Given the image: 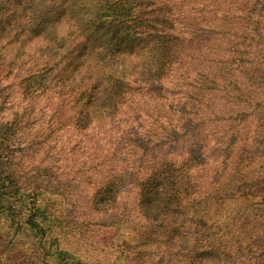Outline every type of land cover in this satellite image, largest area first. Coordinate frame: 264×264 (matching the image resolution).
I'll return each instance as SVG.
<instances>
[{
  "label": "rangeland",
  "instance_id": "1",
  "mask_svg": "<svg viewBox=\"0 0 264 264\" xmlns=\"http://www.w3.org/2000/svg\"><path fill=\"white\" fill-rule=\"evenodd\" d=\"M157 189L264 264V0H0V264H135Z\"/></svg>",
  "mask_w": 264,
  "mask_h": 264
},
{
  "label": "trees",
  "instance_id": "2",
  "mask_svg": "<svg viewBox=\"0 0 264 264\" xmlns=\"http://www.w3.org/2000/svg\"><path fill=\"white\" fill-rule=\"evenodd\" d=\"M154 194L155 199L145 203V208L149 211H160L156 213L155 219L159 225L155 230H150L145 234L149 239L145 246V250H148L145 253L134 251L133 257L135 258L132 259V262L153 264L161 255L165 256L168 252L173 251L177 258L178 256L183 258L186 264H246L247 259L238 257L237 250L233 248L231 241L222 240L220 236H206L205 240L196 241L190 229L193 219L189 213L183 214L177 219L169 215L174 213L172 209L182 205L181 202L169 201L170 193L168 194L164 189H157ZM160 194L165 195L167 199H161L158 196ZM197 222L198 218L193 224L195 225ZM36 224H39V221ZM73 259H70L66 264H83L76 257Z\"/></svg>",
  "mask_w": 264,
  "mask_h": 264
}]
</instances>
